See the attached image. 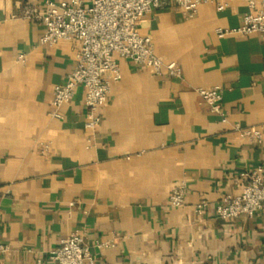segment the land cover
<instances>
[{
  "label": "crops",
  "instance_id": "1",
  "mask_svg": "<svg viewBox=\"0 0 264 264\" xmlns=\"http://www.w3.org/2000/svg\"><path fill=\"white\" fill-rule=\"evenodd\" d=\"M44 4L0 0V243L10 247L1 264L47 261L73 231L95 264H264V209L225 219L212 208L242 190L243 172L264 165V39L218 32L243 23L247 0L203 3L192 17L174 2L148 13L141 33L183 77L119 57L122 77L94 131L84 126L82 87L62 118L51 115L54 87L74 67L77 44L41 42L45 27L25 9ZM216 85L227 121L196 92ZM236 124L260 127L263 142ZM43 143L49 152L40 151ZM177 184L187 189L181 207L169 200ZM201 198L211 206L199 215Z\"/></svg>",
  "mask_w": 264,
  "mask_h": 264
},
{
  "label": "built area",
  "instance_id": "2",
  "mask_svg": "<svg viewBox=\"0 0 264 264\" xmlns=\"http://www.w3.org/2000/svg\"><path fill=\"white\" fill-rule=\"evenodd\" d=\"M215 0H45L44 9L28 6L25 16L41 22L44 33L42 43L55 44L61 40H72L77 44L76 61L64 83L55 85L51 100V115L62 118L63 105L72 100L78 87L84 89L86 117L84 126L94 131L103 121L101 109L109 99L112 84L122 77L119 57L130 60L135 66L147 68L161 75L182 78L183 71L176 61L165 60L154 48L150 35L141 33L142 19L154 9L171 2L181 7L192 17L199 12L203 3ZM249 10L243 23L237 28L219 29V35L232 33H258L264 39V0H247ZM225 3L217 1V8L223 9ZM24 59V55H20ZM196 92L210 110L220 115L223 121L228 115L223 107V89L220 85L198 87ZM235 128L246 134L255 144L263 142V132L258 126ZM91 139V137L89 136ZM50 143H43L42 153L50 150ZM244 184L239 193H224L213 205L214 213L221 218L236 219L242 215L255 217L264 209V165L260 164L241 174ZM187 189L183 184L172 188L169 200L175 207L186 203ZM74 204V202H72ZM211 203L201 198L195 203L199 215L209 209ZM3 214L0 212V223ZM106 243H97L102 247ZM10 247L0 243L1 255ZM96 257L85 243L83 234L73 231L62 239L45 261L37 256L36 264H95Z\"/></svg>",
  "mask_w": 264,
  "mask_h": 264
}]
</instances>
